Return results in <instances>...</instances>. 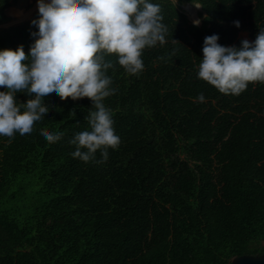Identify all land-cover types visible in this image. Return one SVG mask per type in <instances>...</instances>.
I'll return each instance as SVG.
<instances>
[{"label":"trees","instance_id":"1","mask_svg":"<svg viewBox=\"0 0 264 264\" xmlns=\"http://www.w3.org/2000/svg\"><path fill=\"white\" fill-rule=\"evenodd\" d=\"M18 1L0 0V25ZM154 2L168 32L143 50L144 69L130 74L106 55L118 91L105 104L121 137L106 161L99 150L87 162L71 155L74 134L90 128L88 97L53 96L32 136L0 135V264H231L264 253V82L225 94L197 75L205 36L254 41L264 0H193L200 25ZM38 16L0 27V49L27 54ZM17 99L28 102L26 90ZM42 131L63 135L49 142Z\"/></svg>","mask_w":264,"mask_h":264},{"label":"clouds","instance_id":"2","mask_svg":"<svg viewBox=\"0 0 264 264\" xmlns=\"http://www.w3.org/2000/svg\"><path fill=\"white\" fill-rule=\"evenodd\" d=\"M37 6L39 16L31 22L37 31L29 52L23 44L0 49V85L5 86L0 90V135L32 136L49 116L51 104L46 100L53 96L88 97L94 105L85 117L90 128L74 134L71 155L87 162L99 150L101 160L96 162L106 161L109 147L121 143L105 104V98L118 91L112 87L108 69L113 62L106 55L116 54L128 73H140L145 67L143 50L166 41L162 5L154 0H37ZM192 23L198 25L200 18ZM234 24L239 27L241 21ZM202 52L197 75L222 93L239 95L249 82H264V29L254 41L243 39L239 47L221 44L217 33L206 35ZM21 90L29 97L26 103L17 99ZM197 99L205 101V94L200 92ZM40 135L55 142L63 133Z\"/></svg>","mask_w":264,"mask_h":264},{"label":"rangeland","instance_id":"3","mask_svg":"<svg viewBox=\"0 0 264 264\" xmlns=\"http://www.w3.org/2000/svg\"><path fill=\"white\" fill-rule=\"evenodd\" d=\"M36 1L37 0H32L30 2V1L24 0L22 3L25 4L28 2V4L25 7V10L23 13H29L31 10H33V8L36 4ZM171 1L175 4H177V6L180 8V10L182 12H184V14L188 17V19L191 23H192L194 18H200V21H201V8L200 7H196L194 4H189V3H178V0H177V3H176V0H171ZM37 10H38V8L35 9L33 12H31V14H29V15L34 14V12H36ZM18 22H19V17L11 18L6 23L1 24L0 27H5V28L10 27V26L18 24ZM198 25H200V23ZM238 36L240 39H245V38L249 39L248 34L245 31L240 32Z\"/></svg>","mask_w":264,"mask_h":264},{"label":"water","instance_id":"4","mask_svg":"<svg viewBox=\"0 0 264 264\" xmlns=\"http://www.w3.org/2000/svg\"><path fill=\"white\" fill-rule=\"evenodd\" d=\"M23 1L24 0H21V1L16 2L13 5L8 6L4 12L5 16L8 19L19 17L20 14L24 12L25 7L28 4V2L23 4L22 3ZM25 1L31 2L32 0H25ZM32 16L33 14L25 17L24 19H19L18 23L30 20ZM231 264H264V253L258 256L245 255V256L236 257L232 259Z\"/></svg>","mask_w":264,"mask_h":264},{"label":"bare ground","instance_id":"5","mask_svg":"<svg viewBox=\"0 0 264 264\" xmlns=\"http://www.w3.org/2000/svg\"><path fill=\"white\" fill-rule=\"evenodd\" d=\"M37 8H38V6H37V1H36V4H35L33 10H31L29 13H21L19 16V19H23V18L27 17L29 14H31V12H33Z\"/></svg>","mask_w":264,"mask_h":264}]
</instances>
